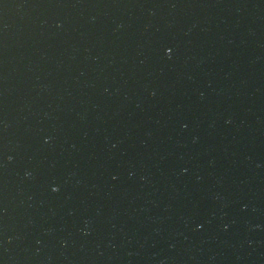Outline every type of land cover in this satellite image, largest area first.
Wrapping results in <instances>:
<instances>
[{
  "label": "water",
  "instance_id": "1",
  "mask_svg": "<svg viewBox=\"0 0 264 264\" xmlns=\"http://www.w3.org/2000/svg\"><path fill=\"white\" fill-rule=\"evenodd\" d=\"M0 264H264V0H0Z\"/></svg>",
  "mask_w": 264,
  "mask_h": 264
}]
</instances>
